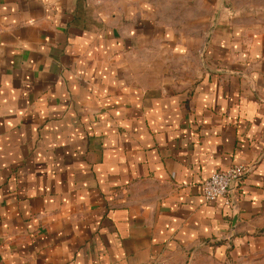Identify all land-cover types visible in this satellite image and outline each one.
I'll use <instances>...</instances> for the list:
<instances>
[{"label":"crops","instance_id":"crops-1","mask_svg":"<svg viewBox=\"0 0 264 264\" xmlns=\"http://www.w3.org/2000/svg\"><path fill=\"white\" fill-rule=\"evenodd\" d=\"M177 6L0 0V264H181L264 229V25ZM238 164L235 213L205 203Z\"/></svg>","mask_w":264,"mask_h":264},{"label":"rangeland","instance_id":"rangeland-1","mask_svg":"<svg viewBox=\"0 0 264 264\" xmlns=\"http://www.w3.org/2000/svg\"><path fill=\"white\" fill-rule=\"evenodd\" d=\"M175 1H178L177 11L180 13L184 10L187 14L198 7L199 2V0ZM213 2L214 23L220 15H224L227 20H239L249 24L257 22L264 25V0H213ZM181 264H264V229L257 231L252 239L244 241L243 245L224 244L223 248L202 246L188 253Z\"/></svg>","mask_w":264,"mask_h":264},{"label":"built area","instance_id":"built-area-1","mask_svg":"<svg viewBox=\"0 0 264 264\" xmlns=\"http://www.w3.org/2000/svg\"><path fill=\"white\" fill-rule=\"evenodd\" d=\"M252 170L253 167L238 164L213 173L200 185L203 201L210 203L221 199L229 213H235L238 209L237 189Z\"/></svg>","mask_w":264,"mask_h":264}]
</instances>
